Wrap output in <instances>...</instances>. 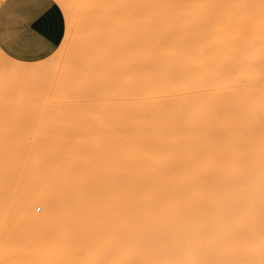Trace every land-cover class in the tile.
I'll list each match as a JSON object with an SVG mask.
<instances>
[{"label": "bare ground", "instance_id": "obj_1", "mask_svg": "<svg viewBox=\"0 0 264 264\" xmlns=\"http://www.w3.org/2000/svg\"><path fill=\"white\" fill-rule=\"evenodd\" d=\"M63 3L66 61L0 52V100L18 98L0 111V264H127L156 225L264 227V0ZM29 93L40 110H19Z\"/></svg>", "mask_w": 264, "mask_h": 264}, {"label": "rangeland", "instance_id": "obj_2", "mask_svg": "<svg viewBox=\"0 0 264 264\" xmlns=\"http://www.w3.org/2000/svg\"><path fill=\"white\" fill-rule=\"evenodd\" d=\"M65 11H66L67 15H69L73 18L75 17V15L70 13L69 10H65ZM85 21L86 20H83V22L85 24V29H86V26H87L86 24H88V23H87V21L85 23ZM61 22H62V18H61L60 13L58 12V22L57 23L59 25L60 34H61ZM85 29L83 28V30H82V28H81V31L78 32L79 33L78 35H80V34L84 35ZM61 42L64 43V41H62V40H61ZM69 42H70V39L67 42L69 44L68 45V51H65L62 48L61 49L62 51H60L61 53L56 55L57 58L55 56L52 58V60L54 59L53 61L49 60L46 62L51 61L50 63L53 62L54 64L56 62L62 63L64 58H65L64 61H66L67 57H69L71 55L70 49H69L71 42L70 43ZM80 52L83 54L85 53L84 50H79L77 53L80 55L77 54L78 56H76V58H80L81 56H83V54L81 55ZM1 59H2V61H5V63L8 62L7 63L8 66L10 65V63L12 61V60L6 59L5 56H3V58H1ZM73 66H74V64H73ZM1 80L3 81V86H5L6 82H8L10 80H11V82L13 81V79L7 75H0V82H1ZM47 81H48V79H45L42 84H44ZM29 95H30L29 97H22L21 98L22 100L20 99L22 105L19 107V108H21L19 110L23 111V112L24 111L32 112V111L40 110L41 109L40 104H41L42 100H39L38 98H36L34 95H32V93H29ZM36 96L40 97L39 95H36ZM17 99H18L17 96L14 95L12 97H6L3 100H0V111H1V113H5L9 109H13L15 107V101ZM35 210H36L35 212L37 214H41L43 212V210H42V212H40L39 207H35ZM186 224L182 223V226H180L179 223H175L173 225L170 224L169 226H166V225L157 226L156 225L155 228H157V229L162 228L161 229L162 232L160 234L164 233L163 235L159 236V234H158L156 236L154 235L153 237H151V236H147V237L143 236L141 238L138 237L137 240H135V241H134V239H130L132 242L130 240H128L129 244L127 246H129V245L130 246H129V248H127V249H129V252H127V255H129V256H127L128 257L127 264L128 263H130V264H253V261H254V264H263L262 262H263L264 255L259 256V257H262V259L261 258L258 259L257 257H255V258H257V259H255L253 254L251 253V250H252L253 245H254V241H251L250 236L253 234L251 237H254V236L257 237L255 232L256 231L262 232L261 228L264 230V227H261V226H255L254 227V225H250L251 229L254 231V233H253V231H251V229L249 228V225H247L249 230L247 229V231L246 230L245 231L246 232L249 231V232L246 234V237L243 236L244 234L242 232H239V234L240 235L242 234V236L238 235V232H237L236 234L240 237L239 238L238 236H236V237L233 236L234 235V229H232V227H230L231 225L229 226V224H225V225L224 224L223 225L206 224V226L204 224H200V223H192V226L190 225L191 223H188V225H186ZM171 226H173V227H171ZM239 226L240 225H237L236 227H234V225H233V228H235V229L237 228L236 230L239 231V228H242V225H241V227H239ZM247 226H245V227H247ZM151 227L153 228L154 226H151ZM245 227H243V228H245ZM130 228L136 229L135 226L130 227ZM137 228H141V229L145 228L146 229V228H150V227L144 226V228H143V226H139V227L137 226ZM169 228H171V229L174 228L175 229L174 233L176 231H178L177 232L178 234L177 235L172 234L173 235L172 236L168 232L169 235L167 236L165 231H167ZM165 229H167V230H165ZM217 229H219V231ZM228 229H230V230H228ZM181 230L184 231V234H182L183 231H181ZM191 231H192V233H190ZM199 231L202 232L203 234L200 233ZM228 231H230V232H228ZM188 233H189V235H188ZM192 234H195V235L193 236ZM182 235H184V236H182ZM197 235H199V236H197ZM200 235H202V236H200ZM240 239H241V241H240ZM122 242H123V245L126 243V242L124 243V241H122ZM246 242H248L249 244ZM242 243H244V244H242ZM251 245H252V247H251ZM125 246L126 245L120 246V247L122 248ZM238 251H239V253H238ZM241 253H243L244 256H242ZM246 254L250 255L251 257L247 256ZM248 257H250L251 259L250 258L248 259Z\"/></svg>", "mask_w": 264, "mask_h": 264}, {"label": "crops", "instance_id": "obj_3", "mask_svg": "<svg viewBox=\"0 0 264 264\" xmlns=\"http://www.w3.org/2000/svg\"><path fill=\"white\" fill-rule=\"evenodd\" d=\"M32 8L38 15H43L40 27L52 38L53 41L61 40L58 25V11L52 8L51 4L44 5L42 0H29ZM30 12L20 10L17 0H0V28L4 31L0 34V43L7 47L13 61L22 63H38L36 53L30 51L23 44L17 41L24 35L22 31H11L10 29H23L25 25L34 20ZM4 54V53H3Z\"/></svg>", "mask_w": 264, "mask_h": 264}, {"label": "snow or ice", "instance_id": "obj_4", "mask_svg": "<svg viewBox=\"0 0 264 264\" xmlns=\"http://www.w3.org/2000/svg\"><path fill=\"white\" fill-rule=\"evenodd\" d=\"M20 5V10L23 12H30L34 20L25 25L23 29H10L11 31H22L23 36L17 41L18 44H23L30 51L36 53V61L43 63L52 60L63 48L68 50L69 30L75 33L78 29L77 20L66 14V6L63 0H42L44 5L51 4L52 8L57 10L62 18L61 22V40L53 41L52 38L40 27L43 21V15H38L36 10L32 8L29 0H17ZM4 31L0 28V34ZM0 52L4 53L6 59H12L7 47L0 43Z\"/></svg>", "mask_w": 264, "mask_h": 264}]
</instances>
